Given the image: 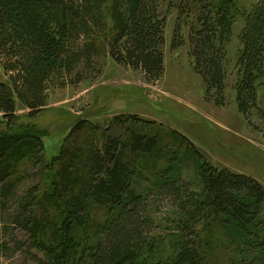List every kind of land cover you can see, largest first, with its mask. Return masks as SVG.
<instances>
[{
  "label": "trees",
  "instance_id": "obj_1",
  "mask_svg": "<svg viewBox=\"0 0 264 264\" xmlns=\"http://www.w3.org/2000/svg\"><path fill=\"white\" fill-rule=\"evenodd\" d=\"M162 2L0 0V63L9 77V83L0 79V116L6 127L22 128L17 101L30 111V119H36L47 106L48 87L101 52L116 64L142 71L149 82L159 81L165 73ZM194 2L200 16L199 28H193L190 37L194 71L205 86V98L221 107L228 79L227 47L239 7L235 0ZM242 17L236 105L246 120L257 112L264 123L258 104L264 77V0ZM177 26L173 48L181 46ZM126 131L125 137L106 136L101 149L84 163L78 153L62 151L45 169L43 179L49 175L50 183L43 191V179L19 198L11 185L0 189V210H6L10 199L18 206L9 220L29 236L30 249L18 245L26 258L33 264H205L204 235L219 226L236 243L238 260L232 264H264L261 182L217 168L192 145L183 155L165 157L157 135ZM42 145L38 136L26 131H0V183L20 161L40 162ZM185 160L195 168L196 185L183 177ZM148 166L153 168L150 183L140 191L139 181L145 178L141 169ZM163 207L173 216L165 228L156 218Z\"/></svg>",
  "mask_w": 264,
  "mask_h": 264
},
{
  "label": "rangeland",
  "instance_id": "obj_2",
  "mask_svg": "<svg viewBox=\"0 0 264 264\" xmlns=\"http://www.w3.org/2000/svg\"><path fill=\"white\" fill-rule=\"evenodd\" d=\"M235 1L239 12L234 36L227 47L228 79L223 106L205 98V86L194 71L190 37L193 28H199V6L194 0H163L161 11L166 17L163 77L149 82L142 71L116 64L108 53L101 52L48 87L47 106L36 119H30V111L17 101L22 128L9 130L0 116V131L8 134L26 131L38 136L43 144L41 160L20 161L11 170V177L0 183V189L11 185L14 197H23L27 189L39 185L45 169L62 151L78 153L79 162L84 163L91 152L101 149L106 136L125 137L126 129L157 135L165 157L173 153L183 155L192 145L217 168L250 176L264 185V123L257 112H253L250 121L238 112L235 91L238 37L244 27L242 13L259 0ZM177 25L181 26V46L173 48ZM85 41L79 44L85 45ZM0 79L9 83L1 63ZM258 94V104L264 112V77ZM121 121L128 123L119 126ZM175 135L184 141L176 140ZM163 164L164 157L158 168ZM141 172L145 178L139 181L140 191L148 187L153 168L148 166ZM183 177L196 185V171L188 160L183 165ZM44 178L42 191L50 183L49 175ZM9 201L6 210H0V264H33L18 248L22 243L27 251L31 243L26 232L14 229L9 220L18 211L13 199ZM157 213L160 227L165 228L167 220L173 218L171 211L163 207ZM204 242L205 264H232L238 260L236 243L219 226L204 235Z\"/></svg>",
  "mask_w": 264,
  "mask_h": 264
}]
</instances>
